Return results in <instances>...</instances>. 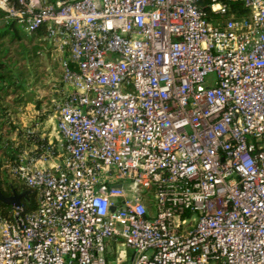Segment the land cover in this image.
Listing matches in <instances>:
<instances>
[{"label":"built area","instance_id":"obj_1","mask_svg":"<svg viewBox=\"0 0 264 264\" xmlns=\"http://www.w3.org/2000/svg\"><path fill=\"white\" fill-rule=\"evenodd\" d=\"M243 2L219 27L199 0H0L77 68L56 149L12 168L39 200L0 215V264H264V0Z\"/></svg>","mask_w":264,"mask_h":264},{"label":"trees","instance_id":"obj_2","mask_svg":"<svg viewBox=\"0 0 264 264\" xmlns=\"http://www.w3.org/2000/svg\"><path fill=\"white\" fill-rule=\"evenodd\" d=\"M48 1L55 4L60 0ZM217 1L226 6L224 13L212 11V0H199L198 3L213 25L223 27L228 19L243 18L250 13L243 0ZM16 7L20 5L16 3ZM54 51L56 48L49 43L46 24L29 31L25 24L9 17L0 8V186L11 184L17 193L28 192L21 200L19 213L23 215L37 209L39 196L35 189L15 176L12 168L26 157H40L48 146L56 149L58 143L48 136H40L45 122L54 116V103L65 96L62 75L59 80L52 81L45 65V59L49 60ZM61 60L77 69L68 50L63 52ZM29 106L38 113L34 116L35 121H30V127L23 128L20 119L27 114ZM15 213L12 205L0 202V215L14 220Z\"/></svg>","mask_w":264,"mask_h":264},{"label":"rangeland","instance_id":"obj_3","mask_svg":"<svg viewBox=\"0 0 264 264\" xmlns=\"http://www.w3.org/2000/svg\"><path fill=\"white\" fill-rule=\"evenodd\" d=\"M61 57H63V53H60L58 51H54V53L52 54V57L49 60L45 59V65H46L48 71L50 72V77H51L52 81L59 80L61 75H62ZM31 120H32L31 114L29 112H27L26 115L21 117L20 123H22L23 128H28V127H30V124H31L30 121ZM55 122H56L55 118L50 119L48 121L47 126H46V129L50 134L51 141L57 140L56 134L54 133V130H53ZM57 141H59V140H57Z\"/></svg>","mask_w":264,"mask_h":264},{"label":"water","instance_id":"obj_4","mask_svg":"<svg viewBox=\"0 0 264 264\" xmlns=\"http://www.w3.org/2000/svg\"><path fill=\"white\" fill-rule=\"evenodd\" d=\"M27 193V191H23L21 193L15 192L14 196L5 197L0 190V201L6 205H12L16 210H19L21 208V200ZM111 210L114 211L115 207H112Z\"/></svg>","mask_w":264,"mask_h":264},{"label":"flooded vegetation","instance_id":"obj_5","mask_svg":"<svg viewBox=\"0 0 264 264\" xmlns=\"http://www.w3.org/2000/svg\"><path fill=\"white\" fill-rule=\"evenodd\" d=\"M0 190L2 192V194L5 196V197H11V196H14L15 195V192L16 190L14 189V187L9 184L8 186H3L1 187L0 186ZM1 202V201H0ZM2 203V202H1Z\"/></svg>","mask_w":264,"mask_h":264},{"label":"crops","instance_id":"obj_6","mask_svg":"<svg viewBox=\"0 0 264 264\" xmlns=\"http://www.w3.org/2000/svg\"><path fill=\"white\" fill-rule=\"evenodd\" d=\"M27 112H29L31 114V118H32V116H35V114L37 113V111H35L33 106H29L27 109Z\"/></svg>","mask_w":264,"mask_h":264}]
</instances>
